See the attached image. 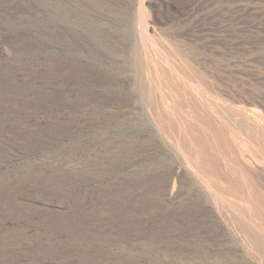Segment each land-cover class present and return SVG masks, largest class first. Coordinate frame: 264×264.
Returning <instances> with one entry per match:
<instances>
[{"label":"rangeland","instance_id":"obj_1","mask_svg":"<svg viewBox=\"0 0 264 264\" xmlns=\"http://www.w3.org/2000/svg\"><path fill=\"white\" fill-rule=\"evenodd\" d=\"M0 264H264V0H0Z\"/></svg>","mask_w":264,"mask_h":264}]
</instances>
